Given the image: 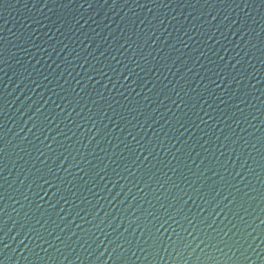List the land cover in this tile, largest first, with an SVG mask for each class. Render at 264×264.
Masks as SVG:
<instances>
[{"label":"water","instance_id":"95a60500","mask_svg":"<svg viewBox=\"0 0 264 264\" xmlns=\"http://www.w3.org/2000/svg\"><path fill=\"white\" fill-rule=\"evenodd\" d=\"M0 264H264V0H0Z\"/></svg>","mask_w":264,"mask_h":264}]
</instances>
